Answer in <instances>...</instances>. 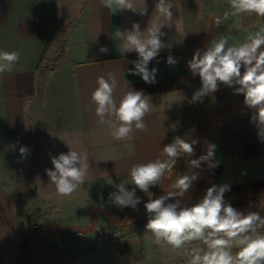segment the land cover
Segmentation results:
<instances>
[{
  "label": "crops",
  "instance_id": "0c3cea01",
  "mask_svg": "<svg viewBox=\"0 0 264 264\" xmlns=\"http://www.w3.org/2000/svg\"><path fill=\"white\" fill-rule=\"evenodd\" d=\"M132 2L136 11L109 10L100 0H0V51L20 54L14 70L0 74V264H21L23 258L25 264H188L191 250L206 246L158 244L146 228L145 204L154 186L144 192L129 176L133 165L163 159V147L176 137L197 143L191 156L179 157L165 174L161 195L178 191L173 185L181 175L197 178L183 197L166 203L178 199L181 207L192 206L209 187L227 185L226 204L264 218V136L252 120L255 110L235 92L238 85L221 83L202 102H191L201 80L188 65L197 49L205 51L222 35L230 36L229 45L244 42L264 28V18L241 13L223 19L229 0H173L171 20L156 12L158 0ZM153 21L164 23L165 47L148 65L158 70L156 82L146 83L129 72L138 54L124 51L114 33L131 31L134 23L143 32ZM169 56L175 64L166 62ZM108 73L118 81L117 103L128 89L149 98L146 132L115 140L97 122L92 93L98 77ZM208 144L215 145L213 159L192 167L190 161L205 155ZM21 147L27 149L24 156ZM70 147L88 157L87 180L70 196H60L46 169L54 170L51 158ZM121 182L140 198L135 209L109 202ZM32 206L55 210L47 215L50 227L45 220L31 224ZM107 222L119 235L101 236ZM259 231L264 234V228ZM33 233L39 234L36 247L18 258L25 235Z\"/></svg>",
  "mask_w": 264,
  "mask_h": 264
},
{
  "label": "clouds",
  "instance_id": "9594fccd",
  "mask_svg": "<svg viewBox=\"0 0 264 264\" xmlns=\"http://www.w3.org/2000/svg\"><path fill=\"white\" fill-rule=\"evenodd\" d=\"M100 3L109 10H137L132 0H100ZM172 7L173 0H158L156 12L171 20ZM229 8L230 11L224 12L223 19L241 13H254L264 18V0H229ZM139 11L145 14L146 9ZM215 23L219 26L222 18L216 17ZM163 25L153 21L142 32L139 24L134 23L131 31L117 29L114 33V38L124 43V51L138 54V59L131 62L134 69L129 72L139 75L146 83L156 82L158 70H150L148 65L165 47L161 40ZM229 39L230 36H220L205 51L197 49L188 61L192 74H198L201 80V87L194 93L191 102H202V98L217 91L221 83L229 87L238 85L235 92L242 93L245 105L255 110L252 120L260 129L259 134L264 136V28L249 33L242 43L229 45ZM100 51L106 53L108 49L101 47ZM19 61V52L0 51V74L12 72ZM166 62L171 65L176 60L169 56ZM117 85L113 73H108L107 78L98 77L92 101L96 106L97 122L107 126L108 135L115 140H126L131 138L134 131H147L145 116L150 113L152 105L142 91L130 89L123 93L117 103L114 98ZM196 143V140L190 143L176 137L163 147V159L156 158L131 167V184L148 192L150 186L158 184L167 172L172 171L179 157L193 154ZM214 152L215 145L208 144L206 154L191 160L190 164L198 168L202 162L211 161ZM20 153L26 155L27 149L21 147ZM87 160L86 155L71 147L68 153L51 158L54 170L46 169V174L58 195L70 196L87 180ZM209 167H215V164L209 163ZM196 178L195 175H181L173 185L178 191L167 192L145 204L150 214L146 228L154 235L156 242L181 249L193 241H201L206 248L192 249L188 264H264V234L259 231L264 228V218L257 212L244 214L226 204L224 193L228 190L227 185L209 187L203 198L192 206L181 207L178 199L176 203H166L170 197H183ZM126 184L121 182L116 185L117 190L109 194V202L119 208L135 209L140 198L135 195V189L128 190Z\"/></svg>",
  "mask_w": 264,
  "mask_h": 264
},
{
  "label": "rangeland",
  "instance_id": "374dc122",
  "mask_svg": "<svg viewBox=\"0 0 264 264\" xmlns=\"http://www.w3.org/2000/svg\"><path fill=\"white\" fill-rule=\"evenodd\" d=\"M48 206H50V205H48ZM35 210H36V208L34 206H32V209L30 210V211H33V213L30 214L31 221H32L31 224L34 226L37 223H40V221L45 220L47 222L46 225H49V227H50L51 225H50V222L48 221L50 218L47 217V215L51 216L55 210H53V208L51 209V207H49V211H47V212H42V210H40V209H39V211L36 210L37 212H35ZM33 231H34V229H33ZM38 235H39L38 233H33V235H31V236L29 234L25 235V237H27V240H26L25 244L23 243V245H20V247L18 248V251H19V253H17V256H19L18 258L23 257V256L25 257L26 253L30 252V251H27V250H29L28 247L32 246L33 243H34V246L36 247ZM29 255H31V253H29ZM32 257L33 256H30V258H32ZM25 262H26V260H25V258H23L21 261V264H25Z\"/></svg>",
  "mask_w": 264,
  "mask_h": 264
},
{
  "label": "built area",
  "instance_id": "2783aa9c",
  "mask_svg": "<svg viewBox=\"0 0 264 264\" xmlns=\"http://www.w3.org/2000/svg\"><path fill=\"white\" fill-rule=\"evenodd\" d=\"M113 232V233H115L116 235L118 234L119 235V232L111 225V223H109V222H107L104 226H103V228H102V230H101V236L102 237H105L107 234H108V232Z\"/></svg>",
  "mask_w": 264,
  "mask_h": 264
},
{
  "label": "water",
  "instance_id": "95a60500",
  "mask_svg": "<svg viewBox=\"0 0 264 264\" xmlns=\"http://www.w3.org/2000/svg\"><path fill=\"white\" fill-rule=\"evenodd\" d=\"M163 178L164 177L161 178V181L158 184L154 185L151 200H154V199L158 198L159 196H161V188H162Z\"/></svg>",
  "mask_w": 264,
  "mask_h": 264
}]
</instances>
